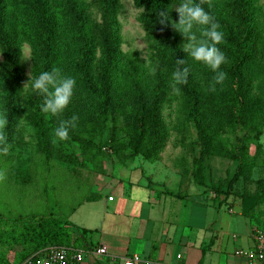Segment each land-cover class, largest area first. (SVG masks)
I'll use <instances>...</instances> for the list:
<instances>
[{"label":"trees","instance_id":"obj_1","mask_svg":"<svg viewBox=\"0 0 264 264\" xmlns=\"http://www.w3.org/2000/svg\"><path fill=\"white\" fill-rule=\"evenodd\" d=\"M260 1L196 0L224 33L219 47L227 58L222 66L227 79L214 85V74L182 51L184 38L171 23L179 22L177 0H135L144 10L139 22L150 48L148 63L137 53L121 49V0H0V113L7 118L0 136L6 144L25 145L26 122L34 129L38 152L46 162L81 166L78 156L55 145L52 133L60 121L72 122L75 117L69 137L79 142L86 161L110 152L121 162L139 156L157 162L171 137L184 144L194 124L201 157L237 162L233 181L249 184L254 170L264 166L260 143L264 135V6ZM161 11L171 18L166 24L158 22ZM22 42L31 47L33 78L59 68L77 80L73 102L59 118L43 113V98L24 89ZM183 68H188L185 82L176 85L172 73ZM173 107L177 116L170 123L165 112ZM105 120L110 125L104 126ZM240 129L244 134L234 142L232 135ZM98 135L105 138L99 145L95 143ZM17 176L25 184L30 181L26 168H19ZM261 189L263 194L254 204L245 198L244 210L264 203V183ZM91 233L54 214L0 218V244L8 251L0 256V264H25L53 246L92 250Z\"/></svg>","mask_w":264,"mask_h":264},{"label":"rangeland","instance_id":"obj_2","mask_svg":"<svg viewBox=\"0 0 264 264\" xmlns=\"http://www.w3.org/2000/svg\"><path fill=\"white\" fill-rule=\"evenodd\" d=\"M260 3L264 6V0ZM93 11L99 19L100 15L96 10ZM143 11L136 6L135 0H121L118 20L123 39L122 51L137 53L140 59L148 63L150 48L146 40V31L139 22V16ZM21 50L26 86L32 75L33 60L28 43L22 42ZM2 62L3 55L0 50V65ZM165 116L172 123L177 116L176 107L168 109ZM24 125L27 131L26 144L23 146L7 144L8 151L0 156V218L40 217L54 213L58 217L67 219L72 209L85 199L100 196L95 194L102 191L101 178L111 175L112 181L115 182L120 178L121 172L125 171L124 166L129 169L140 166L137 171L143 175L149 186H157L156 190H167V193L171 192L178 196L183 194L199 196L201 203L204 204L203 209L207 208L205 206L213 207L226 220L233 222L228 236L224 238L223 249L216 248L215 252L210 253L211 258L205 264H243L242 258L236 256V250L247 248L250 244L253 246L252 228L264 226V203L254 210L243 209L245 198L254 204L263 194L261 183H264V166L254 170L249 184L234 182L238 163L216 157H201V145L194 124L191 125L184 144L178 145L176 136L171 137L162 153V159L157 162H150L140 156L121 162L110 152H105L89 162L84 159L79 142L74 141L71 136L60 141L53 131L55 145L58 147L62 145L70 154L78 156L81 166L69 165L57 160L46 162L44 156L38 152L34 129L26 122ZM107 125L110 123L105 120L104 126ZM243 134L244 131L240 129L237 135H232L233 141L236 142V137L241 138ZM104 139L103 136L98 135L95 143L99 145ZM260 143L264 148V135ZM251 153H255V144ZM19 168L27 169L30 177L28 183L25 184L17 176ZM103 191L108 192V188ZM201 212L198 221H204L208 213ZM7 253L6 247L0 244V256ZM87 258L85 264L95 263L90 255Z\"/></svg>","mask_w":264,"mask_h":264},{"label":"crops","instance_id":"obj_3","mask_svg":"<svg viewBox=\"0 0 264 264\" xmlns=\"http://www.w3.org/2000/svg\"><path fill=\"white\" fill-rule=\"evenodd\" d=\"M124 168L115 182L111 175L101 178L102 191L95 195L102 197L85 199L67 218L92 231L88 239L94 248H107L108 255L101 259L90 255L94 264H117L133 257L146 258L152 264H200L201 260L205 264L210 253L223 249L232 221L213 207L203 209L199 196H178L149 186L137 171L140 166ZM201 211L208 212L204 221H198ZM252 247L250 244L244 249ZM242 260L243 264H258ZM87 261L86 257L83 264Z\"/></svg>","mask_w":264,"mask_h":264},{"label":"clouds","instance_id":"obj_4","mask_svg":"<svg viewBox=\"0 0 264 264\" xmlns=\"http://www.w3.org/2000/svg\"><path fill=\"white\" fill-rule=\"evenodd\" d=\"M176 3L179 4L176 8L179 22L171 21V23L184 38L182 51L192 61L204 65L214 74V85H222L227 79V73L222 70V66L227 63V58L219 47L224 42L221 25L196 0H177ZM170 20L171 18L165 12H160L158 20L160 24H166ZM178 63L183 64L184 60H178ZM187 73L188 68L175 70L172 73L173 83L176 85L184 83ZM24 89H30L32 93L43 98L41 105L43 113L59 118L73 102L77 80L63 74L59 68H53L51 71H41L35 78L32 75ZM75 119L73 117L72 122L60 121L54 129L55 137L60 141L66 140L70 129L76 126ZM6 124V116L0 113V129H3ZM0 151L4 153L8 151V145L4 142L3 136H0Z\"/></svg>","mask_w":264,"mask_h":264},{"label":"built area","instance_id":"obj_5","mask_svg":"<svg viewBox=\"0 0 264 264\" xmlns=\"http://www.w3.org/2000/svg\"><path fill=\"white\" fill-rule=\"evenodd\" d=\"M254 245L251 249L238 250L236 256L246 258L250 262L264 264V226L253 232ZM88 255L101 259L108 255L105 246H98L92 250H83L67 246H53L39 252L26 261L25 264H83ZM117 264H152L146 258H124Z\"/></svg>","mask_w":264,"mask_h":264}]
</instances>
